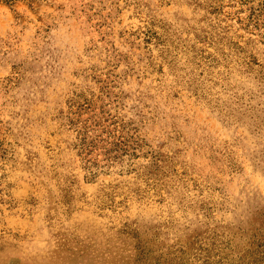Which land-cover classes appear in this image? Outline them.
Here are the masks:
<instances>
[{"label": "rangeland", "instance_id": "374dc122", "mask_svg": "<svg viewBox=\"0 0 264 264\" xmlns=\"http://www.w3.org/2000/svg\"><path fill=\"white\" fill-rule=\"evenodd\" d=\"M0 264H264V0H0Z\"/></svg>", "mask_w": 264, "mask_h": 264}]
</instances>
